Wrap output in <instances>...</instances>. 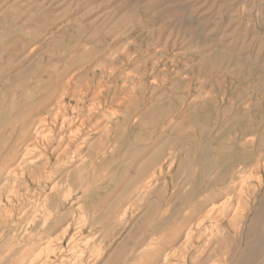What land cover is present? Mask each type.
I'll return each instance as SVG.
<instances>
[{
	"label": "rangeland",
	"instance_id": "rangeland-1",
	"mask_svg": "<svg viewBox=\"0 0 264 264\" xmlns=\"http://www.w3.org/2000/svg\"><path fill=\"white\" fill-rule=\"evenodd\" d=\"M0 77V171L45 97L102 103L45 236L76 217L104 238L93 264H187L186 224L233 187L246 217L211 260L264 264V0H0Z\"/></svg>",
	"mask_w": 264,
	"mask_h": 264
},
{
	"label": "bare ground",
	"instance_id": "bare-ground-1",
	"mask_svg": "<svg viewBox=\"0 0 264 264\" xmlns=\"http://www.w3.org/2000/svg\"><path fill=\"white\" fill-rule=\"evenodd\" d=\"M65 91L63 89L58 94L53 92L38 103V110L33 108L25 112L24 126L20 132L24 138L23 144L17 151L14 145L10 147L9 154L14 157L0 171V231H8V237L0 250V264H93L102 254L104 238L102 240L96 235L92 238H81L83 228L88 227L86 219L75 221L76 217H71L58 233L48 236L42 233L50 226L57 225L67 215L57 211L59 197H65L69 192L66 191L68 185L63 181H71L76 173L82 172L93 162L91 149L95 147L91 148L90 141L88 142L92 131L90 127L96 121L105 119L97 116L98 119L94 121L93 118L95 108L102 104L100 101L95 103L90 99L86 104H76L79 109L68 108L72 100L79 101L78 104L84 100L75 93L72 100L64 99ZM102 117H105V114H102ZM92 143L94 144V141ZM38 149L40 151L37 155H33ZM142 188L140 191L146 189L145 186ZM230 190V193L207 202L196 219L186 224L182 247L185 248L184 260L187 264H216L211 260L216 252L224 248V254L230 253L228 242H233V226L236 230L238 219L246 217V210L239 208L234 200L233 187ZM240 209L244 214L237 217ZM196 233L198 237H195ZM242 240L244 237L240 236V242ZM140 241L142 244V240ZM173 244L161 253L162 262H168L176 254L177 246ZM151 253L150 250L149 255ZM174 257L178 259L177 256ZM128 264L134 263L129 261ZM221 264L233 263L224 259Z\"/></svg>",
	"mask_w": 264,
	"mask_h": 264
}]
</instances>
